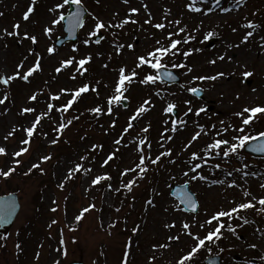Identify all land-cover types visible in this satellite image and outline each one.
I'll use <instances>...</instances> for the list:
<instances>
[{"label":"rangeland","instance_id":"1","mask_svg":"<svg viewBox=\"0 0 264 264\" xmlns=\"http://www.w3.org/2000/svg\"><path fill=\"white\" fill-rule=\"evenodd\" d=\"M57 2L58 0H37L34 13L30 17V20L25 22L22 20V14L30 5V0H0V12L5 13L4 17H0V29L8 28L11 31L14 23H20L21 32L27 30L37 35L39 41L37 45H31L30 41L27 40L21 44L14 38L18 43H15L11 52L8 47H3L4 41H0V71L6 69L7 72L11 73L15 69V65L23 59V56L28 55L29 47L36 48L41 56L44 57L42 60L43 71L34 74L30 78V84L21 83V81L17 80L11 86L10 91L14 94V100H12V97L11 100L14 103H9L8 107L10 111L7 115L0 117V145L6 146L9 156L0 157V167L6 168L9 165L10 154L20 146L19 140L23 137V133L17 132L15 137L10 138L8 141H4L3 136L11 129L12 125H25L32 118L31 115H28L26 118L23 117L21 123H19L17 113H15L16 110L19 106L26 103V97L31 91L41 88V85L44 84V79H50V77L56 75L54 68L58 66L61 59H67L70 56L81 58L89 53L87 51L89 49H86V47L91 49L92 61L95 62L94 67L96 68L97 76H100V80L103 82L100 85V96L96 97L97 104H104L106 96L112 94V88L117 77V73L113 69L118 68L122 64H127L128 69L131 70L134 67L137 55H144L150 51L155 46L156 39H160L163 43L167 44L168 41L165 40L167 31H174L173 27L161 32L150 25L144 24L147 16L143 8H141L139 15L135 18L139 20L143 28L141 29L137 25L129 24L122 30L120 36V39L125 43H135V52L125 50L122 56H116L112 51V36L105 31H103L105 39L102 40L100 45H96L95 43H92V46L83 44L84 39H90L88 33L95 23L88 14L85 19V26L79 31L77 36L78 41L75 45L68 43L61 47H56V53L49 56L46 52L47 47L54 44L55 37L63 35L62 24L54 27L51 37L43 34V28L48 26V22L54 15L49 12V9ZM143 2L148 4L149 10L154 17V23L161 22L164 9L169 8L171 9L169 20L180 19L183 24L188 26V29H195L197 26L202 25L200 31L196 32L200 45L195 42L192 47L201 48L203 51L195 53L196 58L190 60L194 69L193 72L188 73L186 68H181L182 82L176 88L161 94L163 99L155 96V90L151 89L148 92H144L145 85L133 83L126 95L133 96L134 93L140 92L139 97L132 101L128 100L127 108H123L122 106L115 108V116L105 115L106 124L115 118L121 132L127 124L129 115L132 114L144 99L151 96L154 107L134 122L135 127L130 130L127 136L132 137L148 122L157 121L156 127L159 126V129L149 136L152 141V155L155 156L159 151V143H163L160 141V134L164 130L165 125L163 121L166 117L162 109L166 106L167 102H175L178 105L177 114L188 121L185 128L172 134L174 136L172 141L166 142V147L173 150L172 158L176 159V163L170 164L168 163V159L170 158H165L163 166L158 171H150L145 180L139 181V187L134 188L132 195L135 196V202L129 201L126 206L122 207L119 213H116L114 210L116 208L114 193L108 192L105 194V190L96 193L93 188L85 194L86 180L82 176L67 182L63 191L57 187L62 174L68 166V162L76 161L85 148L93 144L90 140L81 142L79 136L75 135L82 127L80 120L74 121L73 125L66 130L65 133L68 135V140L71 141V144H65L62 150L61 145L50 146L42 136H34L30 153L21 158L23 160L22 169L27 170L30 164L36 162L37 158L42 154L52 153L53 159L42 165L46 169V174L40 179L44 181V186L39 185V181L25 183L24 178H16L9 185L18 190L21 209L7 235V240L5 241L6 252L4 255H0V264H53V261L56 259L60 260V264H66L75 259H82L84 264H97L96 260L99 259L100 255L98 254L102 247L109 249V252L108 255H105L104 260L101 259L100 264H120L123 246L129 237H132L134 242L131 264H149V257L154 254L151 246L156 243L166 242L168 232L163 228V223L175 220L176 229L174 231H179L182 220L192 221L195 218L196 223L193 225L192 231L202 236L203 230L206 232L207 228L200 229L199 223H203L206 218L210 217L221 207L227 209L235 206L231 203L233 200L237 203L244 202L245 198L241 195V188L249 190L253 196H264V189L260 187V184L264 183V158L253 160L251 156L242 154L240 150L239 155H232L229 158L217 157L210 161L212 165L220 163V169L210 170L208 166L204 167L203 173L209 177V183L197 181L188 184L189 189L199 201L198 215L187 212L174 213L172 211L165 213L163 211L169 205L178 204L169 193V185L170 183L182 184L188 180V177L182 174L188 167L184 161L192 151H200L207 143L216 138L214 130H211V125L215 124L219 128L220 121H225L226 123L239 126V119L234 121L232 117L225 115L224 112L229 110L235 113L240 111L243 106H254L257 97L260 96V100L263 98L261 94L264 95V49L260 47V36H264V0H246V4L239 7L236 5V0H221L219 6L215 4V0H208L207 4H202L198 0L197 7H201L204 11L208 7L214 9L213 12L207 15L204 14V11L201 13L188 11L185 5L190 0H143ZM141 3L142 0H131V6L133 7H140ZM128 7V5L122 4L121 0H109L104 12L100 13L97 11L95 15L108 21L112 19L113 13L118 12L119 16L116 17L118 21L127 14ZM225 7L229 8L230 11L223 12L221 9ZM253 16L257 17L256 21L253 19ZM245 18L259 23L262 27L257 29L253 38L246 44H241L239 48L226 49V45L229 43L240 44L245 33V29L240 26L246 23ZM233 28H236L237 31L233 32ZM210 30H214L219 35L214 36L216 37V41L207 47L206 41H203V37ZM74 47L78 48L79 51L74 52L72 50ZM226 50L235 60L240 61L241 64H247L248 69L254 72V75L248 78L252 80L249 86L243 83V79L240 76L242 69L238 68L235 63L227 61L218 62L215 66L207 63L209 59L214 58L217 54H222ZM13 51L15 52V57L12 56ZM98 53H102V55H98ZM110 53L112 54L111 61L108 60ZM34 59L35 56H30L26 67ZM173 59L174 57L168 56L167 61L169 65L167 66L175 70L176 68L171 66V64L175 63ZM202 61L206 65L198 67L197 65ZM105 63L109 65L108 68L102 67ZM217 71H224L226 73L235 71L236 75L226 76L217 81L192 79V77L198 75H212ZM70 73L69 69L65 70L57 76V79L51 80V84L47 85V87H50L54 93L61 87L75 88L82 82H86L82 77L71 80L69 77ZM144 75L139 72L137 79L142 78ZM104 84L109 85V87L105 88ZM197 86L203 89L204 100L198 101L187 91L188 88ZM0 88H3V86L0 85ZM237 93L240 94L239 99H236ZM46 95L47 93H45ZM65 96L61 97L62 103L65 102ZM39 99L40 103L35 106L43 109L44 96H41ZM185 100L192 101L191 107L194 110L199 107L205 108L208 105L206 100H209L211 101L209 103H211L212 110L210 112L206 110L207 114L200 115L199 117L189 114L185 118L183 117V113L188 107L184 103ZM53 118L58 120L59 115L55 112ZM67 118L70 117L67 116ZM46 121L47 119L42 122V127L38 126V131L45 132L47 125H54L53 121ZM194 121L209 128V134L202 135L187 151H182L184 145L197 130ZM246 131L248 133L253 132L252 134L257 133L252 126L248 127ZM97 133H101V130ZM117 133L118 131L113 136H116ZM235 134L230 131L222 138H230ZM54 135L52 133V135H49V138H52ZM99 135L96 136L95 141L99 137H103L101 134ZM70 146H73V149L67 151L66 148ZM107 153H109L108 150L103 151L97 158L96 164L91 165L93 175L104 172L105 168L100 167V162L105 158ZM126 157L128 159L136 158V154L132 152L131 147L126 149ZM244 164H247L248 167L244 168ZM235 169H242V171L237 172ZM229 171L233 172L232 177L227 176ZM243 172H256L258 175L243 177ZM170 177H175V179H170ZM217 178L226 180L235 179L237 184L241 185V188H228L227 183L209 186L210 181ZM88 179H91V176ZM5 185L6 183L1 181L0 190L6 192L7 186ZM153 188L158 189L162 195H156L152 191ZM65 196L68 197L67 201L64 200ZM53 199L60 203V209L56 212L50 210L53 206ZM147 199H154L157 207H148L145 203ZM247 199H251V197ZM92 202L97 205V210L85 214V218L79 225H74V216L79 213L82 207ZM39 206L44 214L42 215L43 217L37 216V207L39 208ZM146 207H148L147 212L145 211ZM260 207L257 203L256 208L246 210L245 217L250 223L243 225V227H237V234L233 235L225 231L224 238L222 239L224 251L221 253L212 252L211 254L219 255L221 264H264V261L260 260V257L264 256V214L257 211ZM99 208H102L100 212ZM126 211H130L129 218L123 219ZM241 216H244V214ZM53 219L57 220L58 223L49 228L48 225ZM113 220H118L119 222L115 228L111 229L112 235H108V225ZM101 221H103V227H101ZM137 224L142 225V231L133 234L131 228ZM238 224H243V221L237 218L234 224L231 225L236 227ZM70 227H75L77 230L70 231ZM61 229H63V237L61 236ZM73 237L75 241H73ZM62 238L66 241L65 245L59 243ZM17 242L20 243L23 251H18L15 248ZM192 243L189 238L181 236L179 242H173L171 249L155 251V255L157 256L155 264H175V259L182 252L187 251ZM252 243H256L258 247L255 249L250 248L249 245ZM60 246L67 248L68 255L66 257L56 251ZM37 254H39V258H37ZM208 255L205 254L204 257ZM235 255H237L239 260L235 259Z\"/></svg>","mask_w":264,"mask_h":264},{"label":"snow or ice","instance_id":"2","mask_svg":"<svg viewBox=\"0 0 264 264\" xmlns=\"http://www.w3.org/2000/svg\"><path fill=\"white\" fill-rule=\"evenodd\" d=\"M97 5H100L101 0H95ZM202 4H207L208 0H199ZM121 3L124 5H128L127 14L120 18L118 21L116 17L119 16L118 12L113 13L112 19L105 21L100 16L93 14L92 20L95 22L92 29L89 31L88 36L90 38L95 37L96 39L86 38L83 40L84 45H90L95 43L96 45H100L102 40L105 39L103 36V31L110 32L112 36V51L116 56H122L125 50H129L135 52L136 45L134 42L125 43L120 39L121 32L113 31V29L124 30L127 25L133 24L137 25L139 28H143V25L139 23V20L135 17L139 15L141 8H143L146 13L147 18L144 20V24L150 25L152 28L160 30L164 32L166 29L168 30L167 35L165 36V40L168 41L167 44L163 43L160 39L155 40V46L148 51L144 55H137L134 61V67L129 70L127 64H122L116 69H113L117 73V77L115 80V84L112 88V94L106 96L104 104H96L93 107H89L87 112L92 114L93 118L99 121L101 116H115L116 113L114 111L115 108L123 106L127 108V101L129 97L126 95L130 91L131 85L133 83H139L141 85H150L156 84L158 81H162L165 78L168 81H174L176 76L169 70H167V64L164 63L165 58L168 56L175 57L178 53L182 54L185 60L191 57L194 53L202 52L201 48L189 47L187 50H182L180 45H188L191 41L197 39L195 35H193L188 30V26L183 24L180 19H172L169 20V15L171 13V9L165 8L162 16L161 22L154 23V17L152 12L149 10V6L147 3H144L142 0L140 7L131 6V0H121ZM198 0H190L189 3L185 5L188 11L193 13H201L204 11L201 7H197ZM221 0H215V4L219 6ZM37 4V0H30V5L22 14V20L28 22L30 17L35 11V7ZM246 4V0H236V5L239 7L241 5ZM76 5L77 11L68 12L65 14L66 6ZM82 0H58L55 5L49 9V12L54 15L48 22V26L43 28V34L47 37H51L54 32V27L61 25L62 22L67 20L68 31L72 33L75 28H83L85 26V20L82 16ZM212 7H208L204 14L213 12ZM223 12H229V8H222ZM4 14L0 12V16ZM255 15V14H254ZM246 23L242 24L240 27L245 29V33L241 39L240 44H232L229 43L226 45V49L231 50L234 48H239L241 44H246L249 42L251 38H253L257 29H260L262 26L253 21L247 20ZM200 26H197L193 29L194 32L200 31ZM233 32L237 31L236 28L232 29ZM181 34H185L182 38H174L180 37ZM219 35L214 30H210L205 33L203 37V41H208L214 36ZM6 37L16 38L21 44L27 40L30 41L31 45L38 44V37L35 34L30 33L27 30L21 32V24L14 23L12 25V30L10 31L8 28L0 29V41H4ZM202 41V42H203ZM260 47L264 49V36H260ZM3 47L7 48L8 44L4 43ZM74 52H78V48L72 49ZM56 46L50 45L47 47L46 52L47 55L52 56L56 53ZM98 55H102V53H98ZM30 56H35L33 62L28 63L26 67V63L29 61ZM43 56L37 51L34 47L28 48V55L23 56V59L20 60L16 65L15 69L9 73L5 69L4 71H0V85L3 88H0V117H3L8 114L10 111L8 104L14 103L11 100V85L17 80L23 81L26 84L31 83V79L34 74L43 71L42 68V60ZM112 54L110 53L108 56V60L111 61ZM92 61V55L88 54L80 59H77L75 56H70L67 59H61L58 63V66L54 68V75L52 77L53 80L57 79V76L62 74L65 70L70 67L74 68V71L69 74L71 80L77 79V74L80 77H84L85 73L88 72V68L85 67ZM233 62L236 64L238 68H241L240 76L243 80H247L248 78L254 75V72L249 70L247 64H241L240 61L235 60L233 56L228 54L226 50L222 54H217L214 58H211L207 61L210 65H217L218 62ZM147 66L150 69L156 70L153 72L146 73L142 78H139L138 70L144 69ZM173 68H186L188 73L193 72V68L189 67L187 64H176L173 63L171 65ZM104 68H108L109 65L105 63L102 65ZM236 72L233 71L231 73H226L224 71H217L212 75H198L192 77L193 80L199 81H217L226 76H234ZM103 82L101 80H96L95 83L90 82H82L79 86L75 88H67L61 87L58 91L52 92L50 87H47L48 81H44L46 87L38 88L30 92V94L26 97V103L20 107L18 111V115L20 117H27L31 115L32 118L28 120V123L25 125H12L11 129L3 136L4 141H8L10 138H14L17 132H22L23 137L19 140V147L13 150L10 154L11 159L9 165L5 167H0V178H4L5 180L12 177L20 166L23 164V160L21 159L24 155L30 153L32 143L34 140V136L40 135L42 136L50 146L58 145L61 142V138L64 137L66 130L73 125L74 121H78L80 119L79 115H72L71 118H67L66 114L69 113V110L73 108L74 104H76L80 98L88 94L89 92L94 93L96 97L100 96V85ZM104 87L107 88L109 85L104 84ZM183 87V85H182ZM188 92L193 93L196 96H199L202 89L197 87H190L187 89ZM255 91V89H253ZM45 93L47 95L45 96ZM68 95L70 98L63 104L57 106L54 104V101H59L62 96ZM44 96V108L40 111L37 110L36 104L40 103V97ZM155 96L163 99L160 91L155 92ZM240 98V94H236V99ZM184 103L188 105L187 110L183 113V117H188L189 114H194L196 117H199L202 113L206 112L204 107L196 108L195 110L191 107L192 101L185 100ZM154 104L152 102L151 96L144 99L129 115L126 126L122 129V131L113 138L114 150L107 153L105 158L100 162V167L105 168L109 166L110 162L114 161L117 158V153L120 151L121 147L129 148L133 153L136 154L137 159L133 161V166L126 167L120 171V183L118 187H114L111 181L113 180L112 175L109 172L96 173L93 175V168L91 165L95 163L96 156L93 155L98 151L103 149L102 144H91L83 154L79 155L76 161H69L68 166L66 167L64 173L62 174L60 181L57 184L58 189L61 191L65 190L66 183L73 181L77 178L79 174L86 180V186L84 188L85 194L90 192L93 188L100 186L105 190V194L108 192L118 193L121 195L131 194L134 188L139 187V181H143L147 178L148 173L150 171H158L164 164L165 158L168 159V163L175 164L176 159L173 157V150L171 148L166 147V142H170L174 139L172 134L177 131L182 130L188 124L187 119L181 118L177 113L176 109L178 105L175 102H167L166 106L162 109V112L165 115V119L163 124L165 125L163 132L160 134V141L163 143H159V151L153 156L152 155V141L149 138V133L151 130V122H148L144 127L139 129V132L136 135H133L132 138L125 143V137L130 133V130L134 129V122L141 118L144 114L148 113ZM53 111H55L59 115V119L55 120L52 116ZM234 116L240 119V125L236 126L231 123H226L225 121H220V127L217 128V125L212 124L211 130H214L215 137L211 142L207 143L200 151H192L184 163L188 166L187 170L183 171V176L188 177V180L185 181V188H187L188 184L197 181H204L206 184L209 183V177L203 173V169L205 166H208L210 170L220 169L221 164L215 163L212 165L210 161L214 158H229L232 155H239L241 149L245 148L252 141H259L258 143L251 144L252 150L259 153H264V132H259L256 134L248 133L246 129L250 127L256 120L260 119L261 116H264V105L257 104L254 106H243L240 111H237L233 114ZM175 117V118H173ZM52 120L54 127L52 128V132L55 134L52 138H49V134L47 132L38 131V126L42 127V121L44 120ZM197 130L191 136V139L184 145L182 151H187L194 142H196L202 135L209 134V128L205 125L199 124L195 122ZM117 125V120L114 118L110 121L108 128L104 129L105 133H108L115 129ZM103 128V125H100ZM236 133L232 135L230 138H222L225 134L229 132ZM86 137L81 136L80 139L84 140ZM65 143H70V141L66 140ZM9 156V152L6 146L0 145V157ZM53 159L52 153L42 154L37 158L36 162L30 164L26 171L23 172L24 176L31 175L34 171H38L40 174H46V169L42 166L45 163L51 161ZM248 165L244 164V168H247ZM237 172H241L242 169H235ZM129 174H133L130 179L127 181L124 180V177ZM191 174V175H190ZM257 176L256 172H243V177L247 176ZM91 176V179H88ZM228 177L233 176V172L229 171L227 173ZM242 177V178H243ZM170 179H175V177H170ZM103 182H107L106 184ZM227 183L228 188H241V185L237 184L235 179L226 180V179H212L210 181L209 186L211 185H224ZM169 187H171L169 185ZM261 189H264V183L260 184ZM152 191L156 193V195H162L160 191L156 188H153ZM241 195L244 199V202H235L234 200L231 202L235 206L230 208L221 207L218 211L214 212L210 217L206 218L203 223H199L200 229H206V232L203 236L199 233H194L192 231L193 225L196 223L195 218L192 221L182 220L180 223L179 231H174L176 229V221L172 220L170 222L163 223V228L167 230L168 235L166 236V242L164 243H156L151 247L153 249L154 254L149 257V264H155L157 260V256L155 255V251L160 249H171L173 247V242H179L181 240V236H185L189 238L193 243L189 246L187 251L182 252L175 259V264H192L194 260H196L202 251H207L209 255L212 254V247L210 245L216 244V242L220 241L224 238L225 231L232 233L233 235L236 233L237 227H243V225L249 224L250 221L241 216V211H246L249 209L256 208V204L258 203L261 207L257 209V211L261 214H264V196L256 197L253 194L244 188H241ZM251 197V199H247ZM68 197L65 196L64 200L67 201ZM181 203L186 207H181L180 204H173L165 207L163 211L165 213L172 212H189L195 213L198 215V209L200 207L198 199L195 198L194 193H189L185 191L183 195L180 196ZM132 200H135V196L132 197ZM146 205L150 208L157 207V204L154 199H147L145 201ZM51 211L56 212L60 209V203L55 199L52 201ZM18 205L15 201L14 196H0V228H3L5 225L11 223V218L16 213ZM123 207V201H121L120 207H116L114 210L116 213H119ZM148 207L145 208L147 212ZM94 210H97V205L92 202L88 205L81 208L78 214L74 216L73 224L79 225V223L85 218V214L90 213ZM226 218L228 221H232L233 219H240L243 221V224H238L236 227H233L231 223L225 222ZM118 220H113L108 225V235H112L111 229L115 228ZM58 221L53 219L51 223L48 225L49 228L52 225L57 224ZM101 227H103V221L100 222ZM126 223V221H125ZM70 231H76L77 228L70 227ZM61 231V236L63 237V229ZM142 231V225L137 224L133 228H131V232L133 234H137ZM18 235V233H17ZM3 240H7V236L3 237ZM73 241L75 238L73 237ZM61 245H65L66 241L62 238L59 242ZM3 246V245H0ZM133 247L134 242L132 237H129L123 246V252L120 260V264H131V257L133 255ZM250 248H257L258 245L256 243H252L249 245ZM15 248L18 251H23L19 242L15 244ZM56 251L60 252L61 255L67 256V248H58ZM220 252H223L224 249L220 248ZM37 258H39V254H37ZM207 259L208 264H215L214 259ZM261 261H264V256L260 257ZM53 264H60V260L56 259L53 261Z\"/></svg>","mask_w":264,"mask_h":264},{"label":"trees","instance_id":"3","mask_svg":"<svg viewBox=\"0 0 264 264\" xmlns=\"http://www.w3.org/2000/svg\"><path fill=\"white\" fill-rule=\"evenodd\" d=\"M86 1V3L90 6V8L93 10V8H96V9H98L99 11H101V10H103L104 9V7H106V4H107V1L108 0H101V3H100V5H97L96 4V2H95V0H85ZM5 16V14L2 16V17H4ZM5 42L4 43H7L8 44V49H9V51L11 52V49L12 48H14V46H15V43H17L16 42V40H14V38H12V37H6L5 38V40H4ZM9 52V53H10ZM15 52L13 51V54H12V56L13 57H15ZM85 67H87L88 68V72L87 73H85V78H87V79H89L90 81H88V82H90V83H95V81L96 80H98V78H97V75H96V71H95V69L94 68H92L93 67V62H92V67H91V64L89 63L88 65H86ZM45 80V79H44ZM12 92V91H11ZM95 94L94 93H91V92H89L88 94H85V95H83L81 98H80V100L76 103V104H74V107H73V109L75 110V112H76V115H79V116H84V117H86L87 119L86 120H88L87 122L89 123V125L90 126H93V125H95L96 123H98L100 120H102L101 118H102V116L99 118V121L97 122V120L95 119V118H93V116H92V114H90L89 112H87V109L89 108V107H91L92 106V104L94 103L93 102V100L91 99L93 96H94ZM11 97H12V100H14V94H13V92L11 93ZM95 99V98H94ZM257 104H261V105H264V96H263V98L261 99V100H259V102L257 103ZM263 121V122H262ZM262 121H259V123H260V125L262 126H264V118H263V120ZM106 128H108V126L107 127H105L104 129H106ZM118 129V125H116V127H115V129L114 130H112V131H110V132H108V133H105V131H104V137H99V143L98 144H102L103 145V149L102 150H100V151H98L97 153H94L93 155H95L96 156V158H97V155L100 153V152H102L104 149H107V150H109V152H111V151H113L114 150V144H110V135H112L114 132H116V130ZM84 132V130H78L76 133V135H78L79 137H81V136H85V134H86V137H85V139L87 138V137H89V135L85 132V133H83ZM92 136V135H91ZM95 138H96V136H95ZM66 140H68V138H66ZM65 141V139H63L61 142H62V148H64V145L65 144H67V143H65L64 142ZM68 141H70V140H68ZM125 143H126V141H125ZM71 144V141H70V143H69V145ZM70 148H72V146H70V147H67L66 148V150H68V149H70ZM96 161V160H95ZM133 161L134 160H128V159H126L125 158V150H124V147H121V149H120V151L117 153V158L114 160V161H112V162H110V164H109V166H107L106 167V169L104 170V171H106V172H109L111 175H112V177H113V180L111 181V183L115 186V187H118L119 186V183H120V175H119V173H120V171L121 170H123L124 168H126V167H131V166H133ZM36 172V171H35ZM31 176H34L33 175V173L31 174V175H29V176H25L26 177V179H30L31 178ZM127 176L126 177H124V180L125 181H127ZM103 183H107V182H103ZM96 189H102L100 186H97V187H95ZM9 190H13V189H9ZM117 195H118V197L120 198L119 199V201H123V199L125 198V197H128L130 194H127L126 196L125 195H121V194H118L117 193ZM205 252H207V251H202L201 253H200V255H199V257L196 259V260H194L193 262H192V264H199L200 263V259H202L201 257H202V254H204ZM105 252L104 251H102V255H105L104 254Z\"/></svg>","mask_w":264,"mask_h":264},{"label":"water","instance_id":"4","mask_svg":"<svg viewBox=\"0 0 264 264\" xmlns=\"http://www.w3.org/2000/svg\"><path fill=\"white\" fill-rule=\"evenodd\" d=\"M80 7H81V9H82V16H83V18H85L86 14H87V10H86V8H85L83 5H81ZM75 11H77V6H76V5H70V6H69V9H68V12H75ZM68 12H67V13H68ZM67 13H66V15H67ZM62 27H63V30L65 31L66 35L63 36V37H60V38L57 37V39L55 40V44H56L57 46H60V45L64 44V43L67 42V41H70V42L73 41V42H75V41L77 40V37H76V36H77V33H78L79 28H75L74 31H73L72 33H69V31H68L67 20H65V21L63 22V26H62ZM92 38H93V40L96 39L95 37H92ZM213 40H214V39H211L210 41L212 42ZM169 71H171V70H169ZM171 72H172V71H171ZM172 73H173V72H172ZM174 75L176 76V79H175L174 81H168L166 78L164 79V81H166V82H168V83H172V82H176V83H177V81H179V78L177 77L176 74H174ZM247 83L249 84L250 81H247ZM200 94H201V93H200ZM258 142H259V141H253V142H250L249 145H247V146L245 147V150H247L248 152H251L252 154L254 153V155H256V156H264V153H259V152H255V151L252 150L251 144L258 143ZM187 187H188V186H187ZM185 191L191 193V192L188 190V188H185V184H183V185H173V184H171V194H172L173 196H175L176 199H178L180 203H181L180 196L183 195V193H184ZM9 195L14 196L15 201H16L18 207H17V209H16V213H15V215H13L12 218H11V221H12V222L9 223V224H7V225H5L3 228H0V233H2V234H7L8 230H9V227L12 225L13 220H14V218H15V216L17 215V212H18V210H19V202H18V199H17V196L15 195V193H8V194L1 195V196H9ZM181 204H182V203H181ZM182 206H183V207H186V206L183 205V204H182ZM218 258H219L218 256H217V257L214 256V257H210L209 259H214V260H215V264H219V259H218ZM205 262L208 263L207 259H205ZM69 264H83V262H82V261H73V262H71V263H69Z\"/></svg>","mask_w":264,"mask_h":264}]
</instances>
